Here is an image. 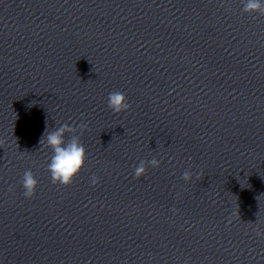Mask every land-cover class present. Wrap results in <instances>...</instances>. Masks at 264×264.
<instances>
[{
	"label": "clouds",
	"instance_id": "9594fccd",
	"mask_svg": "<svg viewBox=\"0 0 264 264\" xmlns=\"http://www.w3.org/2000/svg\"><path fill=\"white\" fill-rule=\"evenodd\" d=\"M242 11L247 14L259 13L260 15H264V0H243ZM108 107L113 113L120 114L129 111L131 105L122 92L114 91L108 95ZM88 128L89 125L84 122H80L79 124L63 123L50 131L49 128L46 127L40 144H45L52 152L47 169L50 173L51 182L54 185H70L83 169L87 160V152L81 137ZM66 135H68L67 139L65 138ZM149 167L153 169L159 168L160 161L156 158L148 161L142 160L134 167V177L140 179L146 176ZM192 177L193 173L186 170L183 172L181 178L185 183H189L192 181ZM197 179H200L199 175ZM90 183L93 187L96 186L99 183V178L93 174L90 177ZM20 184L23 188L24 197L31 199L35 195L38 185V181L31 170L24 172ZM9 190L11 191V187ZM171 211L176 213L178 210L173 208ZM255 231L257 236L264 237V231L259 229Z\"/></svg>",
	"mask_w": 264,
	"mask_h": 264
}]
</instances>
